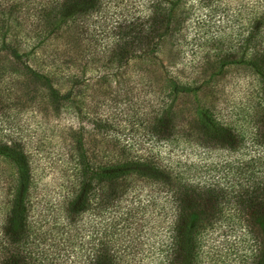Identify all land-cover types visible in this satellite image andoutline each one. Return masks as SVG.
Segmentation results:
<instances>
[{"label":"trees","instance_id":"trees-1","mask_svg":"<svg viewBox=\"0 0 264 264\" xmlns=\"http://www.w3.org/2000/svg\"><path fill=\"white\" fill-rule=\"evenodd\" d=\"M0 52V264H264V0H0Z\"/></svg>","mask_w":264,"mask_h":264},{"label":"rangeland","instance_id":"rangeland-1","mask_svg":"<svg viewBox=\"0 0 264 264\" xmlns=\"http://www.w3.org/2000/svg\"><path fill=\"white\" fill-rule=\"evenodd\" d=\"M9 60L10 58L8 59V55L0 52V68L6 66V70H8L7 72H10V74L11 72H15L18 70L21 74L20 76H22L20 82L23 86V92L24 93L29 92L30 94H35L34 93L35 88L41 85L42 81L35 80V78L32 76V73L28 69L23 68V66H19L18 64L13 63L12 61L9 62ZM164 64H167V58H164ZM63 84H64L63 82L58 83V86H60V88H64L62 87L64 86ZM3 87L4 84L0 83V96L2 95L1 90H4ZM6 104H8L10 107L8 110H6L8 111L9 120H10L13 118L14 115H16L17 110H20L21 108L18 106L17 101L8 102ZM2 119H3V114L0 113V120Z\"/></svg>","mask_w":264,"mask_h":264}]
</instances>
